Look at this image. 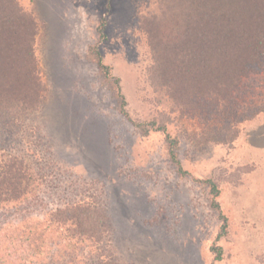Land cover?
<instances>
[{
  "label": "rangeland",
  "instance_id": "rangeland-1",
  "mask_svg": "<svg viewBox=\"0 0 264 264\" xmlns=\"http://www.w3.org/2000/svg\"><path fill=\"white\" fill-rule=\"evenodd\" d=\"M160 3L16 0L26 14L19 16L24 28L14 31L22 32L21 47L34 49L46 100L24 123L13 124L15 111L0 110V145L39 159L35 168H43V177L21 206L0 210L2 264H98L106 256L120 264H264V112L255 115L264 109V68L228 97L242 115L232 117L227 130V120L212 118L209 92L198 94L190 85L170 93L161 86L154 71L161 48L153 39ZM95 45L111 76L89 57ZM15 58L21 62L25 55ZM14 71L10 84L0 79V89L11 92L14 81L25 79ZM115 79L134 121H156L179 138L186 175L171 162L163 132L144 136L120 113ZM207 178L219 184L229 221L219 240L222 222L198 182ZM87 200L109 218L101 241L74 235L70 224L51 218ZM21 231L34 232L39 248ZM214 245L223 248L220 261Z\"/></svg>",
  "mask_w": 264,
  "mask_h": 264
},
{
  "label": "trees",
  "instance_id": "trees-1",
  "mask_svg": "<svg viewBox=\"0 0 264 264\" xmlns=\"http://www.w3.org/2000/svg\"><path fill=\"white\" fill-rule=\"evenodd\" d=\"M206 1L208 0H196V2L195 0L188 2L161 0V8L153 17V30H156L153 39L157 43L156 48H161L160 53H157L159 56L156 57L154 71L159 77L161 86L170 93L181 88L187 89L190 85L197 87L196 89L199 87L198 94H204V90L209 92L208 98L213 109L210 112L212 118L227 120L229 124L226 125V129L229 130L232 117L238 119L242 114L239 112L240 106L234 101L227 103L228 97L238 88L244 77L264 68V0H209V8L203 9L208 7ZM11 2L6 4V1H0V79L4 78L5 85L10 84V80L13 79L10 78L12 70L18 75L21 73L25 79L14 81L13 87L10 85L11 92L7 90L8 86L0 89V110L15 111L12 115L15 120L12 122L15 124L24 123L25 115L41 107L46 100V90L42 87L39 78L38 63L32 45L21 47L17 37H21L22 32H15V28L23 27L19 22V16L26 13H22L18 8L16 0ZM26 16L29 22L33 21L31 15ZM98 32L104 37V20ZM30 37L31 40L34 34ZM22 52L25 60L16 62L15 57ZM88 55L102 73L111 76L112 69L104 63L97 45L88 49ZM19 66L20 69H17ZM114 85L120 98V113L144 136L151 132H163L171 162L178 173L186 175L187 171L178 157L179 138L172 136L167 132L165 125L156 121H134L126 109L127 102L121 91L119 79H115ZM263 112L264 109L259 108L255 111V115ZM230 133L236 135L237 130ZM224 139L223 143L231 141L229 136ZM23 142L24 140L21 139V143ZM0 149L1 210L5 207L21 206L34 196L43 177L39 169L43 168L38 167L37 170L35 166L41 161L31 160L23 151V155H19L8 152L11 151L8 148L5 151L4 146L1 145ZM198 182L208 189L210 206L218 212L222 222L217 236L219 240L227 236L229 231V221L222 212L219 201L222 190L212 178L199 179ZM51 218L70 224L74 235L85 237L91 242L101 241V237L109 231L106 210L93 206L89 200L68 204L65 209L53 213ZM13 233L16 234L17 230ZM23 233L25 237L36 242L35 247L38 249V238L35 233L29 231ZM212 252L216 261L224 258L221 246L214 245ZM98 264L120 263L106 256L104 260L98 261Z\"/></svg>",
  "mask_w": 264,
  "mask_h": 264
}]
</instances>
